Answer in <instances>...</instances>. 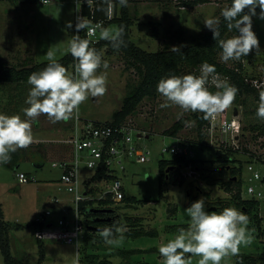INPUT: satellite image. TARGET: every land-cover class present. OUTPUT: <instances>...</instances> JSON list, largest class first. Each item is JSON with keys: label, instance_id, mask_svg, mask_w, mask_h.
<instances>
[{"label": "rangeland", "instance_id": "obj_1", "mask_svg": "<svg viewBox=\"0 0 264 264\" xmlns=\"http://www.w3.org/2000/svg\"><path fill=\"white\" fill-rule=\"evenodd\" d=\"M130 3L129 12L131 17H134L131 39L135 44L149 51L189 43L194 37L209 30L205 27V20L219 17L226 5L224 0H213L192 7H180L177 0H130ZM76 10V0L46 2L0 0V63L23 66L47 61L45 54L51 46L57 50L56 59L62 57L68 52L69 41L74 35ZM69 21L73 24L72 28L66 26ZM102 26L118 27L115 21H108ZM252 30L259 40V51L253 49L249 55L241 59V62L248 78L251 77L249 81L260 84V80H264V19L259 18V13L253 16ZM96 36L99 37L98 32ZM221 53L218 55L219 60ZM101 55L109 65L107 69L101 66L98 70V74L106 73L107 92L100 97L89 95L80 105L78 115L106 121L112 119V113L120 108L126 92L138 83L140 77L122 53L106 52L104 49ZM236 62L237 60H229L227 64L233 65ZM68 71L74 73L70 67ZM30 87L27 82L0 85V114H18L22 119L26 118L22 109L28 107L25 100ZM208 87L212 92L217 90L214 84ZM235 100L244 101L242 104L234 101L238 114L230 144L233 147L243 146L242 150L246 148L245 153L241 152L243 155L239 153L243 160L242 185L244 186L247 176L244 166L249 152L264 159V121L256 116L259 97L241 96L235 97ZM164 102L159 93L156 97H144L134 112L128 115L136 129L133 130L136 142L142 148L150 150V154L149 160L145 162L124 160L125 170L120 172V177L126 195L148 201L134 205H126L123 202L111 204L112 208L121 215V224L126 229L136 225L137 228L149 230L153 234L139 237L124 235L122 246L111 247L104 243L96 230V235L100 238L90 239L87 234L91 232L83 233L79 249H76L74 243L49 237L40 241L35 238L31 220L41 216L46 209L51 210V213L45 217L46 220L55 222L61 215L68 218L73 207L72 195L59 182L62 168L58 165L67 155L64 146L58 140L66 137L70 120L52 123L46 116L41 115L33 123L34 141L28 147L31 156L26 158L25 155L16 163L0 165V224L3 223V236L9 242L12 255L29 264H81L79 260L85 252L96 253L98 258H108L113 264L135 262L163 264L158 248L177 233L171 229V225L184 224L187 227L189 218L184 209L192 204L190 201L192 195L197 200L204 198L205 209L209 204L219 203H222L219 211L225 207L238 209L231 199L230 192H226L217 183H208L202 174V170L206 171L210 168L217 170L219 164L209 160L211 149L197 144L198 136L194 124H185V121H194L193 113L183 112L175 105L161 108L160 104ZM177 120H181L182 127L174 135H169L165 130ZM254 124H258L259 127H254ZM137 130L143 133L139 138ZM175 137L188 143L193 157L205 160L197 163L201 165L197 169L192 163L181 165L179 172L183 181L162 184L163 191L160 195L158 160L171 156V153L162 152L161 148L174 144ZM259 167L264 169V163L259 164ZM78 170L80 178L92 174V169L87 168L84 162L79 163ZM19 171L25 172L29 179L20 182L16 176V172ZM205 192L209 195H205ZM242 197L251 198V195L243 191ZM55 198H58V201H55ZM258 200L261 227L259 228L253 219L249 218L248 228L252 231L254 239L250 245L240 248V252L254 256L264 255V238H262L264 231H260L264 230V197ZM63 208L65 211L62 210ZM85 242H88L89 246L86 249H84ZM123 249L141 251L128 254L124 253ZM234 257H226L222 264H234ZM198 259L192 257L193 264H196ZM0 264H5L1 248Z\"/></svg>", "mask_w": 264, "mask_h": 264}, {"label": "clouds", "instance_id": "obj_2", "mask_svg": "<svg viewBox=\"0 0 264 264\" xmlns=\"http://www.w3.org/2000/svg\"><path fill=\"white\" fill-rule=\"evenodd\" d=\"M102 2L106 7L99 10L110 17L114 9L113 0ZM116 2L121 7L128 6V0ZM87 3L91 5L92 0H87ZM79 6V0H76L77 9ZM257 8L260 9L259 18L264 19V0H231V5L221 10L220 17L228 31L238 33L227 39L220 38V17L205 20V27L212 31L213 39L222 49V62L239 60L253 49L259 51V40L252 30V17L257 15ZM66 26L72 28L73 24L69 21ZM81 30H86L88 38H81ZM75 31L67 49L76 61L74 73L57 61V50L49 47L45 54L47 65L38 72H32L27 79L31 86L25 100L28 107L22 109L26 118L22 119L18 114H0V165L10 163L13 153L27 149L33 143V123L41 115L52 123L68 121L79 114L80 105L89 95L100 97L107 92L106 73L98 74V70L101 66L107 69L109 65L102 59L101 53L91 46L90 38L98 32L100 39L119 51L126 47L125 26L109 28L93 25L87 18L77 16ZM171 50L180 52V47ZM210 77L217 89L215 92L209 90ZM157 92L165 101L160 104L161 108L175 105L183 112L202 113L207 119L229 108L238 89L220 80L215 66L205 62L200 66L198 76L186 74L161 78ZM256 116L264 121V91L260 92ZM194 123L185 121L186 125ZM184 212L189 218L187 227L179 228L173 238L158 248L163 264H193L192 257L199 258L196 264H222L226 257L238 255L241 246L253 242L252 231L248 228L249 217L235 207H225L219 212L207 211L204 198H201ZM126 230L123 224L117 222L97 231L106 245L120 247Z\"/></svg>", "mask_w": 264, "mask_h": 264}, {"label": "trees", "instance_id": "obj_3", "mask_svg": "<svg viewBox=\"0 0 264 264\" xmlns=\"http://www.w3.org/2000/svg\"><path fill=\"white\" fill-rule=\"evenodd\" d=\"M16 1V0H12ZM22 2L35 1V0H20ZM129 1V0H128ZM213 0H177L178 4L183 7H192L197 4H202L205 2H210ZM217 1V0H214ZM226 2L225 7L231 5V0H224ZM114 9L112 15L109 17L105 12L100 11V8L106 7L103 4L102 0H92L91 5L87 3V0H81L80 10L81 14L90 21L103 20V24H106L108 21H115L117 26H125L124 40L126 47H122L119 51L114 50L111 47V44L105 40L97 37V41L92 43L91 46L94 47L98 52L102 53L105 49L106 52L115 51L120 52L125 57V59L132 65L139 74L138 83L129 88L123 97L121 106L119 109L115 110L112 113V119L109 120L111 123H118L122 121L126 116L132 114L138 105V103L144 97H156L157 85L161 78H166L170 75H186L200 74V66L207 62L210 65H214L216 73L218 74L220 80L227 81L230 85L238 89L236 97H246L253 96L257 98L260 96V92L264 91L260 88L255 87L251 81H249L245 68L241 62V57L233 65L222 62L218 59L219 53L222 52V49L218 46L217 42L213 39L212 31L208 30L201 33L197 37H194L189 43L180 45V52H174L172 48H163L156 51H149L143 49L131 39V26L133 24V18L129 12V8L121 7L116 0H113ZM224 7V8H225ZM247 12V9L245 10ZM257 13L260 12V9L257 8ZM220 17V15H219ZM253 19V17H252ZM220 38L227 39L231 36H234L238 33L233 31H228L223 18L220 17ZM81 33L84 35L85 31L81 30ZM57 61L65 66L67 69L70 67L73 71L76 61L73 59L70 52H67L62 57L58 58ZM48 61H41L34 63L32 65H23L16 66L12 64H7L4 62L0 63V85L2 84H18L27 82L29 75L32 72H38L42 70ZM214 88V87H213ZM211 87V89H213ZM236 101L237 104H242L244 101ZM235 103V102H234ZM194 128L198 136L197 144L206 146L211 149L212 154L209 160L217 162L219 164L218 169H208L202 170V174L208 183L214 184L217 183L221 185L226 192H230L231 199L235 205L238 206V209L245 213L249 218H252L255 224L260 228L261 217L258 213V199L256 198H243L241 194L242 187V170H243V160L240 158V154L246 151V148L242 147H233L231 145H221L220 147L207 146L204 144V126L208 121V118L205 119L202 113H193ZM254 127L258 128V124H254ZM182 127L181 120L175 121L165 132L169 135H174ZM149 135V134H148ZM40 152V151H38ZM240 153V154H239ZM245 153V152H244ZM27 155L26 158H29V150L19 149L12 154L10 162H17L21 159L22 156ZM33 155V154H32ZM253 152H249L247 156V162L250 161H260L264 163V159L254 156ZM25 159V158H24ZM205 159L189 157L184 154H172L170 158H162L158 160V177L160 181V191L159 194H162V184L164 183H178L182 182V176L180 171V166L183 164H194V168H200L201 165L197 164L199 161H204ZM168 172L166 174V169ZM104 171L100 170L95 174V176L100 177L103 175ZM178 176L180 178H178ZM106 178H111V175L105 176ZM95 193L94 189L91 190ZM190 192V191H189ZM205 195H209L208 192H205ZM95 199L86 200L82 205H87L86 208L87 215L84 219L85 229L84 234L91 232L88 237L90 239L100 238L96 232L98 229L104 227H111L117 222L121 224V215L116 212L112 205L114 202L108 196L106 198L97 199V204L94 206ZM147 199H138L135 196L123 195V198L120 202H123L126 205H134L135 203H145ZM191 203L197 201L194 195L190 197ZM231 201V200H230ZM215 205V206H214ZM209 204L206 208L207 211H219L222 203L219 204ZM228 205V204H227ZM214 206V208H210ZM1 215V210H0ZM31 226L36 230L38 228V223L35 220H31ZM134 224V223H133ZM90 226V228H88ZM185 227L184 224H173L171 229L177 231L179 228ZM3 223L0 224V248L3 254V259L5 264H29L28 262L22 261L19 258L12 255L10 251V245L6 237L3 236ZM258 228V229H259ZM264 231V230H260ZM258 233V231L256 232ZM153 232L145 230L143 228H137L134 225L132 228H128L124 235L127 237H139L142 235H152ZM264 235V232H262ZM38 241L40 238L35 237ZM264 238V237H262ZM88 242H85L84 249L89 247ZM124 253H133L135 251H141L138 249H123ZM96 253L85 252L80 258L81 264H113L112 261L108 258H98ZM234 264H264V255L259 254L254 256L246 252H239L238 255H235ZM97 259V260H96ZM134 264H152L148 262H135Z\"/></svg>", "mask_w": 264, "mask_h": 264}, {"label": "built area", "instance_id": "obj_4", "mask_svg": "<svg viewBox=\"0 0 264 264\" xmlns=\"http://www.w3.org/2000/svg\"><path fill=\"white\" fill-rule=\"evenodd\" d=\"M76 12V18L83 16L80 6ZM91 22L93 25H103V20ZM79 34L81 38H88L86 30L84 35L81 32ZM90 39L91 44L95 43L97 36ZM216 75L218 74L216 73ZM210 84H212L211 77L208 85ZM253 85L264 90V80H260V84L254 82ZM235 107L237 108V105L233 102L229 108L208 118L203 128L205 145L213 147L231 145L230 139L233 138L232 133L236 126L238 114V110L237 113L234 112ZM70 123L66 137L58 140L67 152V155L61 159L58 165L62 168L59 182L72 195L71 216L67 218L65 215H61L55 222H52L45 219L51 213L50 209H46L41 213V216L35 219L39 226L34 230V234L40 239L49 237L66 243H74L76 249H79L85 229L84 219L87 215L85 210L88 207L82 203L86 200L95 199L93 204L95 206L97 199L108 196L114 203L120 202L125 194L120 177V172L125 170L124 160L133 159L135 162H145L149 160L150 150L142 148L136 142L133 136L135 128L130 116H126L118 123H111L109 120L99 121L74 115L70 119ZM137 131L139 138L143 133ZM175 138L174 144L162 147L161 151L171 153V155L184 154L193 157V152L188 143ZM80 162H84L87 168L92 169L90 176L80 178L78 170ZM259 164L261 162L256 160L245 164L246 184L241 187V194L245 191L256 199L264 197V169L260 168ZM100 170L104 171L103 175L95 176ZM106 174L111 175V178H106ZM16 176L20 182L29 179L26 173L21 171L16 172ZM92 189L95 193L91 191ZM55 201H58V198H55ZM62 210L65 211V208Z\"/></svg>", "mask_w": 264, "mask_h": 264}, {"label": "water", "instance_id": "obj_5", "mask_svg": "<svg viewBox=\"0 0 264 264\" xmlns=\"http://www.w3.org/2000/svg\"><path fill=\"white\" fill-rule=\"evenodd\" d=\"M234 112L237 113V108L236 107L234 108ZM167 172H168V168L166 169V174H167ZM210 208H214V206H211ZM88 228H90V226H88Z\"/></svg>", "mask_w": 264, "mask_h": 264}, {"label": "crops", "instance_id": "obj_6", "mask_svg": "<svg viewBox=\"0 0 264 264\" xmlns=\"http://www.w3.org/2000/svg\"><path fill=\"white\" fill-rule=\"evenodd\" d=\"M131 3H130V0L128 1V8L130 9V7H129V5H130ZM134 18V17H133ZM104 25H106V24H104ZM131 28H132V26H131ZM39 164V163H38Z\"/></svg>", "mask_w": 264, "mask_h": 264}]
</instances>
